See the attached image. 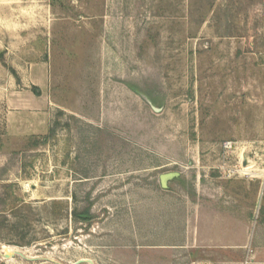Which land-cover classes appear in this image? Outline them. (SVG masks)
<instances>
[{
    "label": "rangeland",
    "instance_id": "obj_1",
    "mask_svg": "<svg viewBox=\"0 0 264 264\" xmlns=\"http://www.w3.org/2000/svg\"><path fill=\"white\" fill-rule=\"evenodd\" d=\"M251 6L0 0V264H219L187 210L264 207Z\"/></svg>",
    "mask_w": 264,
    "mask_h": 264
},
{
    "label": "crops",
    "instance_id": "obj_2",
    "mask_svg": "<svg viewBox=\"0 0 264 264\" xmlns=\"http://www.w3.org/2000/svg\"><path fill=\"white\" fill-rule=\"evenodd\" d=\"M251 7L257 11H252L250 31L236 36L234 45L236 55L240 56L238 68L243 87L264 89V0H252ZM250 110L254 111L253 107ZM260 110L264 112V106ZM8 131L12 134V113L8 117ZM258 179L252 182L256 184ZM203 210H187L194 213L187 220V242L191 248L203 249L210 257H216L219 264H264V207L256 211ZM251 213L255 215L250 221ZM207 218H212L213 224L207 223Z\"/></svg>",
    "mask_w": 264,
    "mask_h": 264
},
{
    "label": "water",
    "instance_id": "obj_3",
    "mask_svg": "<svg viewBox=\"0 0 264 264\" xmlns=\"http://www.w3.org/2000/svg\"><path fill=\"white\" fill-rule=\"evenodd\" d=\"M174 175L175 174H164L162 177H161V179H162V183L165 185L166 184V182H167V180L168 179H170V178H172V177H174ZM89 262L90 264H94V261H92V260H84V259H82V260H80L78 263H80V262Z\"/></svg>",
    "mask_w": 264,
    "mask_h": 264
},
{
    "label": "trees",
    "instance_id": "obj_4",
    "mask_svg": "<svg viewBox=\"0 0 264 264\" xmlns=\"http://www.w3.org/2000/svg\"><path fill=\"white\" fill-rule=\"evenodd\" d=\"M32 90L35 91V93H36L37 95L40 94V89H39L38 87L33 86ZM78 216H79V215H76V217H78ZM80 218H82V217H80ZM83 219H84L85 221H90L89 218H86V217H83Z\"/></svg>",
    "mask_w": 264,
    "mask_h": 264
},
{
    "label": "bare ground",
    "instance_id": "obj_5",
    "mask_svg": "<svg viewBox=\"0 0 264 264\" xmlns=\"http://www.w3.org/2000/svg\"><path fill=\"white\" fill-rule=\"evenodd\" d=\"M4 253L7 254V258H10L11 256L9 255V253L13 255V254L16 253V250H14V249H12V250H6Z\"/></svg>",
    "mask_w": 264,
    "mask_h": 264
},
{
    "label": "built area",
    "instance_id": "obj_6",
    "mask_svg": "<svg viewBox=\"0 0 264 264\" xmlns=\"http://www.w3.org/2000/svg\"><path fill=\"white\" fill-rule=\"evenodd\" d=\"M245 173V172H244ZM246 175H249V174H246Z\"/></svg>",
    "mask_w": 264,
    "mask_h": 264
}]
</instances>
